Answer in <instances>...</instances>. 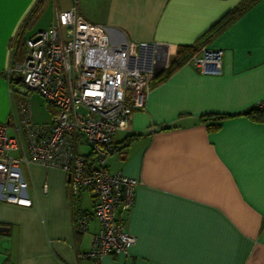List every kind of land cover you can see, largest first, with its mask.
Here are the masks:
<instances>
[{"label": "crops", "instance_id": "1", "mask_svg": "<svg viewBox=\"0 0 264 264\" xmlns=\"http://www.w3.org/2000/svg\"><path fill=\"white\" fill-rule=\"evenodd\" d=\"M70 6V0H0V124L8 129L17 121L12 90L20 87L9 70L23 60L26 41ZM240 8L223 30L208 34ZM79 13L105 27L113 43L147 45L145 66L151 45V81L181 47L223 53L220 76L181 66L150 87L144 110L116 133L115 144L125 148L106 167L139 181L122 217L136 243L127 256H105L99 264H264V122L245 116L264 98V0H79ZM46 107V114L32 109L36 124L50 122L54 108ZM21 171L32 205L4 202L0 188V227L7 229L0 233V264H94L80 255L99 223L75 230L78 214L91 213L93 194L71 197L59 169L30 163Z\"/></svg>", "mask_w": 264, "mask_h": 264}, {"label": "built area", "instance_id": "2", "mask_svg": "<svg viewBox=\"0 0 264 264\" xmlns=\"http://www.w3.org/2000/svg\"><path fill=\"white\" fill-rule=\"evenodd\" d=\"M70 4L48 29L26 41L23 60L9 70L22 87L12 90L18 96L12 134L0 124V188L4 202L30 207L21 165L33 163L63 171L73 198L90 191L93 209L78 214L75 230L82 234L91 220L99 223L90 249L80 255L99 264L105 256H127L136 243L122 217L133 207L139 181L110 172L106 161L121 148L114 142L116 133L126 131L134 113L145 108L153 50L148 48L143 65L147 45L113 43L105 27L83 19L79 0ZM222 58V51L203 47L185 65L202 76H220ZM29 92L54 108L49 123L34 122ZM253 108L263 111L264 98Z\"/></svg>", "mask_w": 264, "mask_h": 264}, {"label": "trees", "instance_id": "3", "mask_svg": "<svg viewBox=\"0 0 264 264\" xmlns=\"http://www.w3.org/2000/svg\"><path fill=\"white\" fill-rule=\"evenodd\" d=\"M243 11V8L236 9L232 11L231 13L227 14L216 26H214L212 29H210L208 34L215 35L216 33L223 30L229 23H231L238 15H240ZM200 50L199 46H193V47H181L178 50L177 57L175 61L170 65V67L167 69V71L156 78L155 80L151 81L150 87L153 88L155 86H158L162 82H164L170 75H172L178 68L185 65L187 61H189L198 51ZM16 84L20 87H22V83L20 78L15 81ZM245 116L249 117L250 119L258 122H264V110L259 111L254 108H252L248 113L245 114ZM214 117H208L205 118V120L213 119ZM224 117H217L215 120L220 121ZM125 146L121 147L118 152L122 149H124ZM90 159V157H89Z\"/></svg>", "mask_w": 264, "mask_h": 264}, {"label": "rangeland", "instance_id": "4", "mask_svg": "<svg viewBox=\"0 0 264 264\" xmlns=\"http://www.w3.org/2000/svg\"><path fill=\"white\" fill-rule=\"evenodd\" d=\"M14 90H16V89H14ZM32 96H30L31 98H30V105H31V107H32V109H33V111H34V114L36 113V114H46V112H47V102L45 101V99L42 97V96H40L39 94H37V93H33L32 92V94H31ZM12 130L11 129H8V133L9 134H12V132H11ZM87 148H84V151H86L87 152Z\"/></svg>", "mask_w": 264, "mask_h": 264}, {"label": "water", "instance_id": "5", "mask_svg": "<svg viewBox=\"0 0 264 264\" xmlns=\"http://www.w3.org/2000/svg\"><path fill=\"white\" fill-rule=\"evenodd\" d=\"M149 48H150V51L152 52L153 47L150 45ZM2 232H7V229L4 227H0V233H2Z\"/></svg>", "mask_w": 264, "mask_h": 264}, {"label": "bare ground", "instance_id": "6", "mask_svg": "<svg viewBox=\"0 0 264 264\" xmlns=\"http://www.w3.org/2000/svg\"><path fill=\"white\" fill-rule=\"evenodd\" d=\"M153 74V68H152V71H151V75Z\"/></svg>", "mask_w": 264, "mask_h": 264}]
</instances>
